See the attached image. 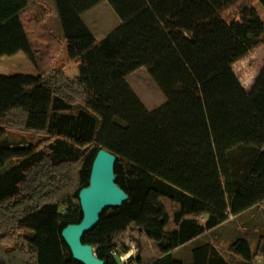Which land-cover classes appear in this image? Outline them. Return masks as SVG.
I'll list each match as a JSON object with an SVG mask.
<instances>
[{"label":"trees","instance_id":"obj_1","mask_svg":"<svg viewBox=\"0 0 264 264\" xmlns=\"http://www.w3.org/2000/svg\"><path fill=\"white\" fill-rule=\"evenodd\" d=\"M103 1L121 25L98 41L80 14ZM54 2L64 40L46 25L43 0H0V57L22 51L39 69L0 74V169L17 162L0 173V264H79L61 232L82 219L79 191L100 148L117 156V184L129 196L83 236L105 264L128 251L119 248L131 226L163 253L145 264L264 257V238L256 251L236 240L239 261L209 244L190 262L174 256L264 201V66L250 90L234 70L264 45V0ZM64 46L75 79L53 66ZM142 67L167 98L154 112L126 81ZM12 132L30 140L6 143Z\"/></svg>","mask_w":264,"mask_h":264},{"label":"rangeland","instance_id":"obj_2","mask_svg":"<svg viewBox=\"0 0 264 264\" xmlns=\"http://www.w3.org/2000/svg\"><path fill=\"white\" fill-rule=\"evenodd\" d=\"M47 7L50 9V13L47 17L46 25L61 39L64 40L65 34L63 26L57 12V6L55 0H43ZM260 15L264 18V8L261 4L257 5ZM85 26L94 35V37L101 41L107 35L115 31L120 25L121 21L116 15L115 11L111 5L103 1L98 5L94 6L90 10L80 14ZM57 58V57H56ZM54 68L61 67L64 68L66 74L71 78L75 79L79 76V68L75 62L69 60L66 52L65 46L63 53L58 56V59L54 61ZM264 66V45L254 50L247 57L238 61L234 64V70L240 77L241 82L248 89L255 82L256 78L259 77V73ZM29 74L38 75L39 69L33 64L30 58L22 51L16 53L12 56H2L0 57V74L3 75H14V74ZM126 81L132 91L140 99L149 112H154L162 106L166 105L167 98L163 91L160 89L156 81L150 75L145 67L139 68L136 71L130 73ZM30 140L27 135L20 132H12L6 134V143L11 145L19 144L20 142ZM5 143V142H3ZM1 142V144H3ZM0 144V145H1ZM17 162L12 161L7 164L4 169H0L1 172L8 171ZM261 206V205H260ZM260 206L256 207L253 211L255 214H259L261 220L264 219V211L260 209ZM264 207V205H263ZM248 215L245 214L240 219L229 218L226 224L222 227L210 230L201 235L196 241H193L187 245L180 247L177 251H174L175 258L186 260L187 262L192 261L193 251L197 246L203 244H209L217 248L222 254L229 260L239 261L241 258L235 256L231 251V246L235 243L237 239L247 238L253 251H256L260 240L264 238V223H259L262 227L257 225V229L249 225ZM206 216L202 218L204 222ZM264 221V220H263ZM141 229L135 226H131L130 229L125 233L121 241V246L119 248L122 251V247L128 248L126 253L121 254L125 256L132 254L133 260L131 262H138L135 259L137 254L142 258L143 262L145 260H153L161 257L163 253L159 245L154 241L150 242L145 235H142ZM24 234L34 236L29 230H24ZM137 252V253H136ZM120 254V253H119ZM129 256L127 258H129ZM130 263V262H129ZM253 264H264V257L257 256L254 259Z\"/></svg>","mask_w":264,"mask_h":264},{"label":"water","instance_id":"obj_3","mask_svg":"<svg viewBox=\"0 0 264 264\" xmlns=\"http://www.w3.org/2000/svg\"><path fill=\"white\" fill-rule=\"evenodd\" d=\"M116 160L117 156L105 148L97 151L92 162L89 185L83 187L78 195L82 219L62 229V238L74 261L79 264H105V260L95 254L93 247L83 242V236L99 224L101 214L107 208L120 207L129 198L127 192L117 184ZM137 255L136 260L140 258ZM112 256L117 264H126L133 260L132 254L129 258L119 253H113Z\"/></svg>","mask_w":264,"mask_h":264},{"label":"crops","instance_id":"obj_4","mask_svg":"<svg viewBox=\"0 0 264 264\" xmlns=\"http://www.w3.org/2000/svg\"><path fill=\"white\" fill-rule=\"evenodd\" d=\"M259 76V75H258ZM257 79V78H256ZM255 83V82H254ZM254 83L252 84V86L254 85ZM252 86L248 89L246 86H245V88L247 89V90H250L251 88H252ZM263 150H264V146H263ZM261 205V206H260ZM263 205H264V201L261 203V204H259V205H255V206H253L252 208H250V209H248V210H246V211H244L243 213H241V214H238V215H235V219H240V218H242L245 214H247L248 216V219H249V225L252 227L251 229H253L254 230V228L255 229H257V225H259V223H264V219L263 220H261V217H259V214H255V213H253V211H254V209L256 208V207H258V206H260V209H261V211L263 210L264 211V207H263ZM228 221H226V222H224L223 224H221V225H219L218 227H216V228H213L212 230H215V229H218V228H220V227H222V225H224V224H226ZM260 226V225H259ZM262 227H263V225H262ZM261 226H260V228H262ZM238 240V239H237ZM150 242H152L151 240H149ZM180 247H182V246H180ZM180 247H178L175 251H177ZM149 261H151V260H145V263H148Z\"/></svg>","mask_w":264,"mask_h":264},{"label":"built area","instance_id":"obj_5","mask_svg":"<svg viewBox=\"0 0 264 264\" xmlns=\"http://www.w3.org/2000/svg\"><path fill=\"white\" fill-rule=\"evenodd\" d=\"M233 217H235V216L232 215V214H229V215H228V218H233ZM126 256L128 257L129 254L126 255ZM126 264H145V261H144V262H130V263H126Z\"/></svg>","mask_w":264,"mask_h":264},{"label":"bare ground","instance_id":"obj_6","mask_svg":"<svg viewBox=\"0 0 264 264\" xmlns=\"http://www.w3.org/2000/svg\"><path fill=\"white\" fill-rule=\"evenodd\" d=\"M126 258H127V256H126Z\"/></svg>","mask_w":264,"mask_h":264}]
</instances>
